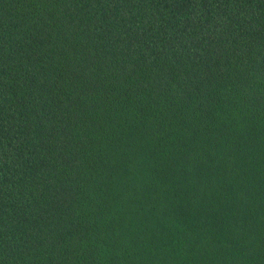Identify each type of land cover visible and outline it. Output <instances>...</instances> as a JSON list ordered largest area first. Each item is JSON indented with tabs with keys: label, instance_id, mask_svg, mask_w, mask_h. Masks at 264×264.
Instances as JSON below:
<instances>
[{
	"label": "trees",
	"instance_id": "obj_1",
	"mask_svg": "<svg viewBox=\"0 0 264 264\" xmlns=\"http://www.w3.org/2000/svg\"><path fill=\"white\" fill-rule=\"evenodd\" d=\"M0 264H264V0H0Z\"/></svg>",
	"mask_w": 264,
	"mask_h": 264
}]
</instances>
